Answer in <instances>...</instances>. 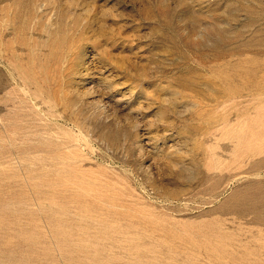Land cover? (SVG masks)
Here are the masks:
<instances>
[{
	"label": "rangeland",
	"instance_id": "obj_1",
	"mask_svg": "<svg viewBox=\"0 0 264 264\" xmlns=\"http://www.w3.org/2000/svg\"><path fill=\"white\" fill-rule=\"evenodd\" d=\"M0 264H264V0H0Z\"/></svg>",
	"mask_w": 264,
	"mask_h": 264
}]
</instances>
